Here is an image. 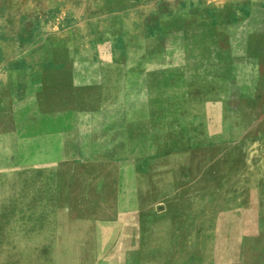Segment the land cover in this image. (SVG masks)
Here are the masks:
<instances>
[{"label":"rangeland","instance_id":"rangeland-1","mask_svg":"<svg viewBox=\"0 0 264 264\" xmlns=\"http://www.w3.org/2000/svg\"><path fill=\"white\" fill-rule=\"evenodd\" d=\"M261 28L264 0H0L3 117L26 92L19 72L59 45L109 91L106 137L58 178L10 161L1 120L0 201L18 223L0 264H264ZM144 152L171 169L141 178ZM205 158L223 175L209 202L195 199Z\"/></svg>","mask_w":264,"mask_h":264},{"label":"crops","instance_id":"crops-1","mask_svg":"<svg viewBox=\"0 0 264 264\" xmlns=\"http://www.w3.org/2000/svg\"><path fill=\"white\" fill-rule=\"evenodd\" d=\"M255 35L264 36V28L258 29ZM79 51L77 46H55L53 59L45 63V66L39 70L32 68L20 71L26 92L13 100L15 102L8 117H3L0 112V123L1 120H9L10 129L14 131L10 140L4 142L17 155L10 157V161H21L16 166L26 165V171L46 179L66 175L62 171L66 162L80 164L83 160L93 159L97 145L101 143L100 139L107 135L108 122L103 115L104 103L109 98L108 83L100 75L98 63L94 61L93 68L87 65L82 61ZM255 92L261 96L264 86H255ZM255 111L264 112V104L257 105ZM5 152V149L0 148V154ZM152 153H141L144 156L141 159L151 167H141V178H158L160 163L165 164V171L171 169L166 157L159 160ZM149 162H153V165L150 166ZM200 169V181L193 179L189 183L186 179L185 184L193 185L194 181H199L197 194H201L202 198L198 196L195 199L215 201L218 180L223 175L217 166L213 172L210 171L209 159L201 163ZM211 181L216 183L212 188ZM178 193L185 194L183 191ZM208 202L200 207L207 208ZM196 206L195 209H199L198 204ZM214 207L215 204L208 209ZM6 209H9L8 217L3 215ZM15 209L16 206L10 204L7 207L0 201V257L15 254L12 244L15 234L12 225L18 223Z\"/></svg>","mask_w":264,"mask_h":264}]
</instances>
